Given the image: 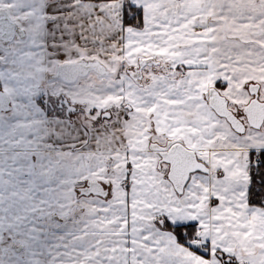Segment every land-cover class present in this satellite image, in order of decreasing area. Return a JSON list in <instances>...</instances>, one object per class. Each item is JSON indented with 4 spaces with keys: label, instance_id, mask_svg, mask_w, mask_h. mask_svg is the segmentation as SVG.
Returning a JSON list of instances; mask_svg holds the SVG:
<instances>
[{
    "label": "snow or ice",
    "instance_id": "snow-or-ice-1",
    "mask_svg": "<svg viewBox=\"0 0 264 264\" xmlns=\"http://www.w3.org/2000/svg\"><path fill=\"white\" fill-rule=\"evenodd\" d=\"M0 264H264V0H0Z\"/></svg>",
    "mask_w": 264,
    "mask_h": 264
}]
</instances>
